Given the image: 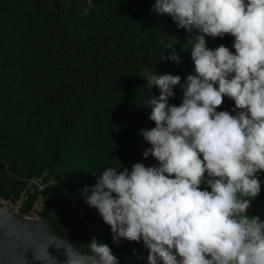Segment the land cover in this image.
<instances>
[{"label":"trees","instance_id":"16d2710c","mask_svg":"<svg viewBox=\"0 0 264 264\" xmlns=\"http://www.w3.org/2000/svg\"><path fill=\"white\" fill-rule=\"evenodd\" d=\"M91 2L85 14L88 0H0V201L23 197V216L42 198L40 219L81 253L90 255L95 237L120 262L143 264V242H113L82 189L106 167L159 166L142 155L151 145L141 129L155 127L145 102L159 96L146 78L171 73L183 84L194 74L198 33L157 16L155 0ZM206 39L210 49H232L231 36ZM173 50L179 64L160 60ZM174 91L169 104L178 106L183 89ZM233 107L225 97L218 111ZM258 176L261 192L248 212L264 221V172Z\"/></svg>","mask_w":264,"mask_h":264},{"label":"clouds","instance_id":"9594fccd","mask_svg":"<svg viewBox=\"0 0 264 264\" xmlns=\"http://www.w3.org/2000/svg\"><path fill=\"white\" fill-rule=\"evenodd\" d=\"M92 7L88 0L84 13ZM152 11L197 31L194 74L183 84L171 73L146 78L159 96L145 102L155 127L141 129L151 145L142 155L159 166L106 167L82 189L85 203L110 226L113 242L142 241L147 264H264V221L248 212L264 172V0H155ZM225 36L234 51L207 47V37ZM160 60L181 62L174 50ZM176 86L178 106L169 104ZM225 97L234 107L218 111ZM47 247L33 258L56 264ZM60 248L64 264H86L73 244ZM88 248L92 264H119L95 237Z\"/></svg>","mask_w":264,"mask_h":264},{"label":"water","instance_id":"95a60500","mask_svg":"<svg viewBox=\"0 0 264 264\" xmlns=\"http://www.w3.org/2000/svg\"><path fill=\"white\" fill-rule=\"evenodd\" d=\"M68 243L71 242L59 237L50 224L41 219L21 216L0 205V264H40L33 258V250L45 256L47 246V252L56 259V264H64V249L57 247ZM73 246L85 256L86 264H92L89 255ZM119 264L127 263L119 261Z\"/></svg>","mask_w":264,"mask_h":264},{"label":"built area","instance_id":"2783aa9c","mask_svg":"<svg viewBox=\"0 0 264 264\" xmlns=\"http://www.w3.org/2000/svg\"><path fill=\"white\" fill-rule=\"evenodd\" d=\"M34 183H36L34 181ZM42 188V187H40ZM24 201V198L21 197L20 199L16 200L15 203H11V202H8V201H3L1 200L0 201V205H3V206H6L16 212L19 213V209L21 207V204L23 203ZM42 201L43 199L41 198L40 200H38L34 205L33 207L30 209L29 212H27L26 214H24L23 216L24 217H27V218H36V219H40V215H39V212L41 210V207H42ZM144 263L143 264H147V259H145L143 261Z\"/></svg>","mask_w":264,"mask_h":264},{"label":"rangeland","instance_id":"374dc122","mask_svg":"<svg viewBox=\"0 0 264 264\" xmlns=\"http://www.w3.org/2000/svg\"><path fill=\"white\" fill-rule=\"evenodd\" d=\"M127 264H132V263H127Z\"/></svg>","mask_w":264,"mask_h":264}]
</instances>
